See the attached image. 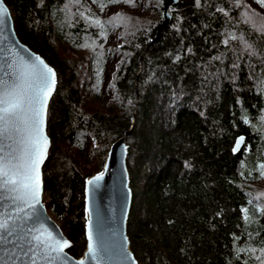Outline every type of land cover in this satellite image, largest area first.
<instances>
[{"label":"trees","instance_id":"obj_1","mask_svg":"<svg viewBox=\"0 0 264 264\" xmlns=\"http://www.w3.org/2000/svg\"><path fill=\"white\" fill-rule=\"evenodd\" d=\"M2 1L16 37L56 74L46 111L49 147L42 166L41 203L66 225V237L72 242L70 255L78 258L85 248L84 179L102 169L111 144L125 132L130 193L125 232L138 264H242L232 254V233L240 237L236 241L240 246L247 240L246 231H259L261 235H254L251 243L261 246L264 219L246 226L240 209L251 208L246 193L255 196L264 191L261 186L260 191L253 189L264 179L255 171L248 175L264 158V140L242 122L241 113L244 109L250 117H257L264 97L249 90L245 64L234 72L227 67L231 63L228 53L223 64H212H220L225 73L236 76L235 88L231 79L221 74L202 80L197 67L224 49L218 41L227 18L217 7L229 11L227 28L258 50L264 49V35L237 22L239 13L236 7H229L231 0H200L199 6L195 0H178L170 8L169 24L155 41L162 0L147 1L158 8L156 19L130 13L138 9L139 0L136 7L110 5L104 12L122 6V14L132 19L127 30L117 29L121 40L113 51L118 61L106 84L104 65L99 87L94 55L77 46L86 35L97 38V30H85L78 15L65 22L60 11L65 0ZM81 3L101 16L91 0ZM239 3L246 4L244 0ZM112 15L101 18L107 20ZM108 41L104 50L109 54ZM98 42L104 43L102 39ZM189 45L190 53L186 51ZM181 90L183 95H179ZM173 92L178 99L173 98ZM101 95L109 98L105 108L97 105ZM239 135L245 137V143L233 153L231 145ZM246 146L251 150L244 152ZM90 149L96 159L92 170L82 167L78 159L79 153ZM185 161L190 167H185ZM76 193L81 197L78 201ZM217 211L220 216L215 215Z\"/></svg>","mask_w":264,"mask_h":264},{"label":"snow or ice","instance_id":"obj_2","mask_svg":"<svg viewBox=\"0 0 264 264\" xmlns=\"http://www.w3.org/2000/svg\"><path fill=\"white\" fill-rule=\"evenodd\" d=\"M195 2L197 6L200 5V0ZM91 3L96 5L101 13L110 5L119 3L137 6V0H91ZM255 4L264 10V0H255ZM229 7L237 8L238 23L242 22L249 29H254L257 34L264 35V11L258 12L247 3L241 5L239 0H231ZM72 8L76 11L73 12ZM6 11L4 4L0 3V39L4 38ZM60 11L65 15V22H71L73 16L78 15L84 23L85 30L87 28L97 30V38L86 35L83 43L77 46L88 49L94 55L93 62L98 65L96 69L98 87L101 86L108 55L104 49L110 32L121 27L127 30L132 18L116 12L104 20L86 3H81V0H65ZM216 11L227 18L218 41L224 49L223 51L218 49L215 54L209 55L207 61L201 62L203 67L197 65L202 80H213V77L221 74L225 79L230 78L233 87H236V76L225 73L224 68L220 66L225 59V53H228L231 63L227 67L234 72L239 65L245 64L247 80L251 82L249 90H255L259 96L264 97V49L258 50L234 29L227 28V20L231 19L228 10L217 7ZM180 19L181 17L177 16V20ZM99 39L104 43H99ZM2 51L7 55L0 56V61H3L0 63V264H111L117 256L130 261V264H136L132 253L123 251L115 242L111 245L106 242L98 216L94 220L91 201L104 179L103 168L95 175L84 179L85 248L82 255L78 258L70 255L66 249L72 247V242L55 226L46 222L39 202L41 165L48 148V137L45 135L46 106L54 90L56 74L54 68L35 53L24 55L12 48ZM186 51L189 53L192 51L191 45ZM178 58L179 54L173 57V60ZM253 59L256 61L255 64L252 63ZM212 61H218L220 64H212ZM209 67L215 71H207ZM179 95H183L182 90ZM172 96L178 99L177 93L173 92ZM235 103L241 104L239 96ZM241 120L254 132L260 133L261 139L264 140V107L258 110L257 117H250L247 110L242 109ZM244 143L243 135L236 136L231 151L236 153ZM250 150L251 146L243 149L244 152ZM185 167H190L187 161ZM252 171L264 179V158L257 162L253 170H249V176L252 175ZM246 195L250 198L248 204L251 208L241 207L240 212L245 225L248 226L264 219V191L255 193V196L251 192ZM215 215L220 216L221 212L217 211ZM246 235L247 240L237 246L236 241L240 237L232 233L233 256L241 260L242 264L250 262L264 264V240H261L260 247L251 243L253 236H259L261 233L246 231ZM241 253L244 254L243 257Z\"/></svg>","mask_w":264,"mask_h":264},{"label":"water","instance_id":"obj_3","mask_svg":"<svg viewBox=\"0 0 264 264\" xmlns=\"http://www.w3.org/2000/svg\"><path fill=\"white\" fill-rule=\"evenodd\" d=\"M177 1L178 0H162V12H161L162 19L159 24L157 35L155 36L154 41L159 39L158 33L161 31V29L169 24L170 8L174 6L177 3ZM0 3H3V1L0 0ZM4 19H5V24L3 25L4 38L0 39V56L7 55L6 52L2 51L3 49L6 48L15 49L16 51H20L24 55L35 53L26 45H24L21 41H19V39L16 37L13 30L12 20L8 10L6 11V15ZM25 49L27 50L26 52L24 51ZM35 54L38 55L37 53ZM2 62L3 61H0V63ZM52 94L49 97L48 103L51 99ZM47 106H46V111H47ZM45 122H46V115H45ZM126 135L127 132H125L123 136H121L116 141H114L108 150L104 165L102 167L105 172L104 179L101 181L100 187L98 188V190L95 191L92 197L91 209L94 215V220L97 219V216L99 218L101 230L104 233L106 242L109 245L115 242V244H117L123 251L131 253V251L129 250L128 240L125 232V222H126V216H127L129 200H130V193L127 188V172L125 166L127 147L124 139ZM242 146L243 144L240 146V148ZM48 147H49V139H48ZM44 162L41 165V173ZM105 165L106 167H104ZM41 192H42V176H41ZM39 202L41 205L42 215L46 219V222L51 226H55V228H57L59 232L64 237H66L62 233L59 226L55 223V221L47 215L46 207L41 203V194H40ZM83 206H84V185H83ZM68 250L69 249H66L67 252ZM132 258L135 259L133 255ZM111 264H130V261L123 260L122 257L117 256L111 261ZM136 264L138 263L136 262Z\"/></svg>","mask_w":264,"mask_h":264},{"label":"rangeland","instance_id":"obj_4","mask_svg":"<svg viewBox=\"0 0 264 264\" xmlns=\"http://www.w3.org/2000/svg\"><path fill=\"white\" fill-rule=\"evenodd\" d=\"M147 1L148 0H139L140 6L138 7V9L130 10V13L133 16L140 17V18L149 17V18L156 19L157 16L159 15L158 8L156 6H154L152 3H149L147 5ZM244 1L249 5V7L255 8L258 12L262 11L251 0H244ZM123 11L124 10H123L122 6H113V7H110L108 10H106L105 12L100 13V14H101L102 17H106V16L112 15V14H114L116 12L122 13ZM120 40L121 39H119V36H118V33H117V29H116V31L114 32V35H112L110 37V39L108 41V45H107L108 48H109V54H108L107 64L105 66V74H106L105 75V80H104L105 84L109 82L110 75L114 71L115 65H116V63L118 61V57H117V55H115V52L113 50L120 45ZM108 102H109V98H108L107 95H101L97 99V105L100 106L101 108L102 107L105 108V106L108 104ZM92 153L93 152L90 149V150H86V151H83V152L78 154V159L80 160V165L82 167H86L87 169H91V170L93 169V166H94V164L96 162V159H95V157L91 156ZM259 186L264 188V181L255 184L253 186L254 187L253 189L255 191H257V190L260 191L262 188L259 187ZM76 199H77L76 201L81 199L79 193H76ZM82 200H83V197H82ZM46 213L51 219H53L55 221V223L61 229L62 233L66 236V233H67L66 225L62 221L57 219L50 211H48L47 208H46Z\"/></svg>","mask_w":264,"mask_h":264}]
</instances>
